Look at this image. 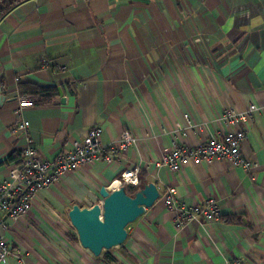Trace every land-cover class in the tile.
<instances>
[{
  "label": "crops",
  "instance_id": "crops-1",
  "mask_svg": "<svg viewBox=\"0 0 264 264\" xmlns=\"http://www.w3.org/2000/svg\"><path fill=\"white\" fill-rule=\"evenodd\" d=\"M21 81L57 96L34 104L38 96L20 91ZM22 98L33 105L18 114ZM250 103L264 105V0L23 2L0 22V180L26 144L25 129L49 160L96 125L102 145L124 131L136 142L120 162L86 165L41 190L5 233L22 262L0 264H264V113L248 117L240 145L254 171L227 159L175 172L154 165L174 143L222 135L224 109ZM134 167L159 193L173 188L190 206L213 198L220 215L240 223L197 219L175 228L157 200L128 224L121 246L93 255L67 237H77L67 212L100 205L99 188Z\"/></svg>",
  "mask_w": 264,
  "mask_h": 264
},
{
  "label": "built area",
  "instance_id": "built-area-1",
  "mask_svg": "<svg viewBox=\"0 0 264 264\" xmlns=\"http://www.w3.org/2000/svg\"><path fill=\"white\" fill-rule=\"evenodd\" d=\"M45 65L46 63L43 64ZM32 105V100L20 99L18 114L24 107ZM254 112L264 113V105L250 103L245 111L225 108L221 121L229 128L228 131L219 136H209L194 146H178L174 143L170 149L161 153L154 165L175 172L184 166L227 159L231 164L248 172L254 171L258 164L242 156L240 151L241 142L246 138L244 126L248 122V117ZM27 125L28 121L23 120L19 128L24 129ZM21 133L26 144L20 149L17 160L7 165L6 177L0 180V216H5V219L0 220V262H5L9 258L22 262V252L12 249L5 233L9 228L8 222L21 219L30 213L33 202L41 190L86 165L97 162H120L126 149L136 142L133 134L124 131L112 143L102 145L100 142L102 128L96 125L90 127L80 141L63 149L54 160H49L30 144L27 129ZM138 183V167H134L122 170L108 186H136ZM157 200L162 201L164 208L172 214L175 228H181L192 220L211 221L219 219L220 216V209L213 198L190 206L176 199L173 188H165L159 193Z\"/></svg>",
  "mask_w": 264,
  "mask_h": 264
},
{
  "label": "water",
  "instance_id": "water-1",
  "mask_svg": "<svg viewBox=\"0 0 264 264\" xmlns=\"http://www.w3.org/2000/svg\"><path fill=\"white\" fill-rule=\"evenodd\" d=\"M99 195L100 206L73 204L67 212L79 243L95 256L124 243L126 227L157 201L159 190L154 183L142 182L138 191L130 196L125 186L102 185Z\"/></svg>",
  "mask_w": 264,
  "mask_h": 264
},
{
  "label": "trees",
  "instance_id": "trees-1",
  "mask_svg": "<svg viewBox=\"0 0 264 264\" xmlns=\"http://www.w3.org/2000/svg\"><path fill=\"white\" fill-rule=\"evenodd\" d=\"M28 0H0V22L4 19L8 13H10L14 8L22 4L23 2H26ZM30 88V94H36L38 96V99L34 102V104L38 105H48L52 104V99L57 96V92L54 88L51 87H40L37 85L30 84L26 81H21L19 83V90L23 91L26 88ZM15 153L11 154L6 161L2 163H7L15 157ZM141 178H139V183L136 186L127 185L125 186L126 193L130 196H132L135 192L138 191L140 187ZM239 218L241 220L240 216L235 215H220L219 219L224 223H240ZM67 237H69L71 240H76L77 237L73 236L71 234H67ZM106 252V251H104Z\"/></svg>",
  "mask_w": 264,
  "mask_h": 264
},
{
  "label": "rangeland",
  "instance_id": "rangeland-1",
  "mask_svg": "<svg viewBox=\"0 0 264 264\" xmlns=\"http://www.w3.org/2000/svg\"><path fill=\"white\" fill-rule=\"evenodd\" d=\"M158 198H159V197H158ZM159 202L162 204V201H160V200H159ZM71 228L74 230V228H73V227H71ZM74 231H75V230H74Z\"/></svg>",
  "mask_w": 264,
  "mask_h": 264
},
{
  "label": "clouds",
  "instance_id": "clouds-1",
  "mask_svg": "<svg viewBox=\"0 0 264 264\" xmlns=\"http://www.w3.org/2000/svg\"><path fill=\"white\" fill-rule=\"evenodd\" d=\"M33 102V101H32ZM103 252V251H102Z\"/></svg>",
  "mask_w": 264,
  "mask_h": 264
}]
</instances>
